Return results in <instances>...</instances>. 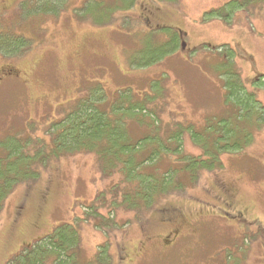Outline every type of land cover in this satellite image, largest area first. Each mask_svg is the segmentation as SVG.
<instances>
[{"label": "rangeland", "instance_id": "obj_1", "mask_svg": "<svg viewBox=\"0 0 264 264\" xmlns=\"http://www.w3.org/2000/svg\"><path fill=\"white\" fill-rule=\"evenodd\" d=\"M87 1L90 9L83 8ZM231 1L135 0L125 10L127 0H58V14L45 15L28 5L46 0H0V41H6L5 33L31 43L18 56L0 53V158L6 155L5 139L18 136L31 152L29 142L36 139L46 159L36 182L17 185L0 212V264H11L22 249L63 224L78 228L79 264H95L101 244L107 249L98 264H264V127L244 151L219 156L220 168L202 171L195 183L185 180L181 194L155 206L182 211L170 226L158 222L155 207L135 217L90 206L117 178L101 179L91 155L53 157L46 134L77 101L101 94L95 90L101 87L103 110L138 101L157 113L161 143L169 152L150 165L153 172L174 167L179 136L184 154L198 156L189 131L200 133L206 122L228 113L221 70L238 71L264 105V89L252 85L264 75V0H241L245 7L224 9ZM141 7L154 10L149 21L141 19ZM218 10L222 19L209 15ZM158 26L164 29L152 32ZM128 127L133 141L149 131L133 122ZM226 196L232 209L220 200ZM87 208L113 217L108 233L95 228L98 217ZM235 209L243 213L242 223L222 212L235 215ZM118 246L128 259L119 260Z\"/></svg>", "mask_w": 264, "mask_h": 264}, {"label": "trees", "instance_id": "obj_2", "mask_svg": "<svg viewBox=\"0 0 264 264\" xmlns=\"http://www.w3.org/2000/svg\"><path fill=\"white\" fill-rule=\"evenodd\" d=\"M56 1L58 0H46L39 6L31 2L28 7L34 9L36 14L57 15L59 8L55 5L60 2ZM134 1L127 0L123 9H131ZM151 1L171 4L178 0ZM235 6L245 7L241 0H234L225 5L224 9L232 10ZM90 7L92 5L88 1L83 3V8L90 9ZM153 12L154 10L150 7L144 8L143 11L141 7L140 17L149 21ZM209 15L223 18L219 10ZM163 29L162 26H158L155 30L152 28V32ZM3 35L7 36V39L4 43L0 41V53L5 56L21 55L31 47L30 40L22 35L12 36L5 33ZM176 37L178 41L182 40L179 33ZM232 53L229 49L226 51L228 64H230L229 58L232 59ZM221 71L222 74L219 77L222 80L224 99L227 104L226 117L212 123L206 122V127L200 133L189 131L191 142L200 150V154L196 157L184 154L181 146L182 136H179L175 142V149L172 151L176 154L174 167L168 168L165 173L157 174L150 167L153 163L161 162L160 154L166 155V151L169 152V147L161 143L162 135L159 136V123H157L155 110L138 101L116 102L111 105L110 111L103 110L100 108L103 103L101 87L95 89L97 92L101 91V94L97 93L96 97L87 96L77 101L66 115L50 125L46 134L52 143L53 157L93 156L101 179L102 177L117 179L110 190L100 192V197L99 194L95 196L90 206L98 204L100 210L109 208L110 214L119 208L139 217L148 209L158 206L169 195L181 194L185 190V180L188 183H195L202 171L213 172L220 168L219 156L244 151L252 143L255 133L264 127V105L256 98L255 91L247 89L238 71L233 69ZM256 78L259 82L253 81L252 85L264 89V75L256 76ZM130 122L137 124L138 127H149L148 134L133 141L128 127ZM6 140L10 142L6 143ZM26 143L18 136L5 139L6 155L0 158V212L15 187L17 185L31 186L38 177V167L45 166L46 159H43V153L38 149L36 139L29 142V145L34 147V152L28 151ZM105 194L109 196V200L103 199ZM87 210L91 211L92 217H98L99 222L95 224V228L98 227L101 231L108 233L106 229L108 223L114 221L113 217L108 220L105 216L94 213L92 208ZM154 210H156L158 222L174 221L177 214H182L180 209L175 208L174 211L171 206L155 207ZM104 217L106 220L103 219ZM78 232L76 225H60L44 238L22 249L17 259H13L10 263L79 264ZM99 249L103 252L98 251L95 264H98L101 256L106 254L107 246L103 247L101 244ZM123 250L122 246H118L119 260L123 257ZM108 258L109 255H106V260Z\"/></svg>", "mask_w": 264, "mask_h": 264}, {"label": "flooded vegetation", "instance_id": "obj_3", "mask_svg": "<svg viewBox=\"0 0 264 264\" xmlns=\"http://www.w3.org/2000/svg\"><path fill=\"white\" fill-rule=\"evenodd\" d=\"M147 17H149V16H147ZM228 198H229L228 196H226L225 198L224 197H220V200L223 202V204L225 205V207L229 210V209H232V202L229 201ZM223 199H224V201H223ZM235 210H236L235 211V215H229V212L228 211L224 212L222 210V212L225 214V216H227V217H234V218H236L235 220L237 222L242 223L243 222L242 218L244 217L243 213L241 211L237 210V209H235ZM161 223H164L166 226H170L172 224L171 221H162ZM170 236H171V238H174V236H176V230L172 229V233L170 234ZM158 238H161L162 241L164 242V244H169L168 242H170L168 240H164L165 239L164 235H161V236L158 235L157 236V239ZM145 241L146 242H150L151 240L149 238H146ZM167 247H169V246L167 245ZM122 254H123V257H121L120 260H123L124 258L126 259L127 257L129 258V256H127V251L124 252V250H123V253Z\"/></svg>", "mask_w": 264, "mask_h": 264}]
</instances>
